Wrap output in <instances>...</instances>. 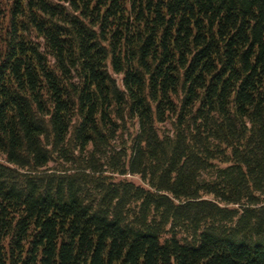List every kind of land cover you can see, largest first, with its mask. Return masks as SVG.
I'll return each mask as SVG.
<instances>
[{
  "label": "trees",
  "instance_id": "1",
  "mask_svg": "<svg viewBox=\"0 0 264 264\" xmlns=\"http://www.w3.org/2000/svg\"><path fill=\"white\" fill-rule=\"evenodd\" d=\"M0 264H264V0H0Z\"/></svg>",
  "mask_w": 264,
  "mask_h": 264
},
{
  "label": "rangeland",
  "instance_id": "2",
  "mask_svg": "<svg viewBox=\"0 0 264 264\" xmlns=\"http://www.w3.org/2000/svg\"><path fill=\"white\" fill-rule=\"evenodd\" d=\"M127 178H130V179H132L133 181H135L137 183L139 182L137 177H135V176H127Z\"/></svg>",
  "mask_w": 264,
  "mask_h": 264
}]
</instances>
